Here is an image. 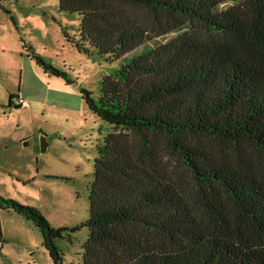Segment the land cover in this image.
Masks as SVG:
<instances>
[{"label":"trees","instance_id":"obj_1","mask_svg":"<svg viewBox=\"0 0 264 264\" xmlns=\"http://www.w3.org/2000/svg\"><path fill=\"white\" fill-rule=\"evenodd\" d=\"M226 1L58 0L81 16L80 39L99 55L143 48L102 78L97 96L83 90L109 126L86 221L54 227L0 195V208L41 232L53 264H63L56 240L81 227L78 264H264V0Z\"/></svg>","mask_w":264,"mask_h":264},{"label":"rangeland","instance_id":"obj_2","mask_svg":"<svg viewBox=\"0 0 264 264\" xmlns=\"http://www.w3.org/2000/svg\"><path fill=\"white\" fill-rule=\"evenodd\" d=\"M80 20L61 11L58 0H0V195L34 206L54 227L72 228L88 218L97 146L109 131L83 90L97 96L102 78L143 48L116 61L101 56L81 41ZM29 48L61 74L44 70ZM10 93L28 106H8ZM179 171L189 179L184 167ZM0 231V264H53L41 232L21 214L0 208ZM87 232L81 227L56 240L63 264L80 263Z\"/></svg>","mask_w":264,"mask_h":264},{"label":"built area","instance_id":"obj_3","mask_svg":"<svg viewBox=\"0 0 264 264\" xmlns=\"http://www.w3.org/2000/svg\"><path fill=\"white\" fill-rule=\"evenodd\" d=\"M11 103L15 107H17V106L25 107V106H28V104H29L27 100L21 98L19 95L13 96L11 99ZM3 115L6 116V114H3Z\"/></svg>","mask_w":264,"mask_h":264},{"label":"water","instance_id":"obj_4","mask_svg":"<svg viewBox=\"0 0 264 264\" xmlns=\"http://www.w3.org/2000/svg\"><path fill=\"white\" fill-rule=\"evenodd\" d=\"M45 147H46V142H45L44 138L42 137V140H41V149L42 150H45Z\"/></svg>","mask_w":264,"mask_h":264},{"label":"crops","instance_id":"obj_5","mask_svg":"<svg viewBox=\"0 0 264 264\" xmlns=\"http://www.w3.org/2000/svg\"><path fill=\"white\" fill-rule=\"evenodd\" d=\"M10 94H11V93H10ZM10 94H9V95H10ZM17 95H18V94H17ZM8 103H9V101H8ZM9 105H12V103L10 102V104H8V106H9Z\"/></svg>","mask_w":264,"mask_h":264}]
</instances>
